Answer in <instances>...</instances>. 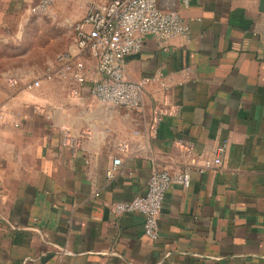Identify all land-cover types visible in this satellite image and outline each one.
Segmentation results:
<instances>
[{"label": "crops", "instance_id": "obj_1", "mask_svg": "<svg viewBox=\"0 0 264 264\" xmlns=\"http://www.w3.org/2000/svg\"><path fill=\"white\" fill-rule=\"evenodd\" d=\"M37 1L0 8L28 25ZM89 1L53 0L52 19L30 24L63 31L62 51L79 55L85 82L9 79L22 86L0 106V264H264V0L170 3L188 35H146L125 59L126 76L146 81L140 113L91 94L95 60L78 53L72 32ZM159 106L171 112L156 123ZM224 139L217 170L190 168L187 187H169L156 240L141 213L110 210L143 195L152 170L201 163ZM114 157L122 164L107 178Z\"/></svg>", "mask_w": 264, "mask_h": 264}, {"label": "built area", "instance_id": "obj_2", "mask_svg": "<svg viewBox=\"0 0 264 264\" xmlns=\"http://www.w3.org/2000/svg\"><path fill=\"white\" fill-rule=\"evenodd\" d=\"M172 2L188 6L191 0H91L85 14L72 23L74 47L78 53H86L95 60V71L99 77L90 86L95 99L137 113L142 111L146 81L131 80L126 76L125 59L142 49L146 35L161 43L178 35H188V25L179 12L169 6ZM52 3L53 0H38L33 11L45 14ZM78 56L70 51L59 52L54 62L46 66L42 78L50 80L56 76L82 84L87 80V75L84 62ZM40 83L41 78H37L30 85L39 87ZM170 112L166 106L155 107L153 120L157 123ZM62 139L72 149L77 148L76 137L66 129L63 130ZM227 145L228 141L222 140L216 144L209 158L201 163L192 161L184 169L152 170L143 195H135L128 201L109 203L110 210L117 215L141 213L145 235L156 240L159 235L158 216L169 187L172 184L187 187L190 168L200 172L217 170L222 164ZM118 149L126 151L127 142L120 141ZM121 164L122 159L114 157L106 169V177L113 178Z\"/></svg>", "mask_w": 264, "mask_h": 264}, {"label": "rangeland", "instance_id": "obj_3", "mask_svg": "<svg viewBox=\"0 0 264 264\" xmlns=\"http://www.w3.org/2000/svg\"><path fill=\"white\" fill-rule=\"evenodd\" d=\"M40 16L49 17L46 13H34L30 20L26 19L30 22L27 25L20 14L3 13L0 8V106L14 89H21L20 84L11 86L10 78L21 75L30 79L32 75H41L63 50L61 29H36L33 25L30 29L31 22L36 24L34 19Z\"/></svg>", "mask_w": 264, "mask_h": 264}]
</instances>
